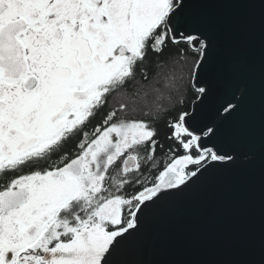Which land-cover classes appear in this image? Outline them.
I'll return each mask as SVG.
<instances>
[{"label":"snow or ice","instance_id":"obj_1","mask_svg":"<svg viewBox=\"0 0 264 264\" xmlns=\"http://www.w3.org/2000/svg\"><path fill=\"white\" fill-rule=\"evenodd\" d=\"M199 6L0 0V176L13 174L0 184V264H113L144 209L182 192L212 162L234 159L205 146L214 129H192L186 111L167 120L165 148L155 125L168 110L138 79L148 80L150 54L160 67L165 49L182 58L181 44L198 43L196 69L203 65L209 43L190 31ZM236 99L224 114L237 110ZM158 147L170 160L153 174Z\"/></svg>","mask_w":264,"mask_h":264},{"label":"water","instance_id":"obj_2","mask_svg":"<svg viewBox=\"0 0 264 264\" xmlns=\"http://www.w3.org/2000/svg\"><path fill=\"white\" fill-rule=\"evenodd\" d=\"M191 19L209 48L188 126L214 129L202 143L234 159L144 209L113 264H264V0H200Z\"/></svg>","mask_w":264,"mask_h":264},{"label":"trees","instance_id":"obj_3","mask_svg":"<svg viewBox=\"0 0 264 264\" xmlns=\"http://www.w3.org/2000/svg\"><path fill=\"white\" fill-rule=\"evenodd\" d=\"M180 48L185 49L182 53V58L194 60L195 62L200 59L198 55V48H193L192 46L188 47L184 44L180 45ZM175 59H181L180 56L176 55L175 49H165V54L160 57V67H155L153 64L154 58L151 56V54L148 57V64H147V72H148V80L144 81L142 78L138 76V79H141V82L144 84H150L152 81H154L159 76L165 74V71L168 70L169 65L171 64L172 60ZM200 96V93L196 91V88L193 86L192 82H189L186 85L185 91L183 93V96L180 99H176L170 106H167L166 109L168 110L167 113H161V122L156 124L157 128V139H159L164 145L165 148H167L172 142L168 141L165 137L171 134V130L166 127L167 120L170 119H176L178 118V115L180 112H190L192 110V106L195 101L198 100ZM182 101V103H181ZM107 110V108H104V112ZM103 111V110H102ZM177 155L182 154V151H178L176 153ZM157 167L153 170V174H157L158 171L163 170V166L169 162L170 160V154L165 155L159 147L157 148ZM150 167V166H149ZM131 187L129 188V191H131Z\"/></svg>","mask_w":264,"mask_h":264},{"label":"rangeland","instance_id":"obj_4","mask_svg":"<svg viewBox=\"0 0 264 264\" xmlns=\"http://www.w3.org/2000/svg\"><path fill=\"white\" fill-rule=\"evenodd\" d=\"M196 62L190 59H175L171 61L169 68L150 83L151 88L158 90L153 93L152 98L157 99V103L166 108L176 99L183 96L186 85L193 82Z\"/></svg>","mask_w":264,"mask_h":264},{"label":"flooded vegetation","instance_id":"obj_5","mask_svg":"<svg viewBox=\"0 0 264 264\" xmlns=\"http://www.w3.org/2000/svg\"><path fill=\"white\" fill-rule=\"evenodd\" d=\"M107 110L104 112V109H101L100 112H98L95 115V117L91 119V122L87 125L86 130L89 132L93 131L95 126L102 122L103 115L106 114ZM76 142H77L76 139L69 140L65 146L66 149H69V150L72 149ZM28 170L29 169H25V171H28ZM11 175L13 174L10 173L9 176ZM9 176H0V184L6 183Z\"/></svg>","mask_w":264,"mask_h":264}]
</instances>
